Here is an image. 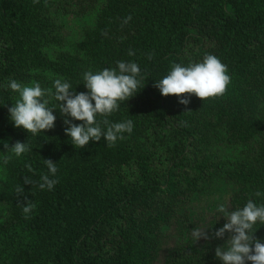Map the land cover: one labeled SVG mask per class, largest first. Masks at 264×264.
Masks as SVG:
<instances>
[{
	"label": "trees",
	"instance_id": "obj_1",
	"mask_svg": "<svg viewBox=\"0 0 264 264\" xmlns=\"http://www.w3.org/2000/svg\"><path fill=\"white\" fill-rule=\"evenodd\" d=\"M70 14L82 32L72 39L64 34ZM206 54L227 66L223 96L192 95L185 107L154 87L175 64ZM117 61L135 62L144 79L107 117L134 125L112 147L103 137L75 147L58 109L54 128L36 135L10 121L20 96L9 81L54 93L61 79L87 92L84 73ZM45 98L58 108L54 96ZM16 141L31 150L16 157L4 148ZM0 153V264H158L170 228L175 240L160 264H222L215 248L228 234L197 241L192 229L211 235L226 223L223 214L217 207L203 222L189 204L224 186L229 211L249 199L264 204V0H0ZM44 159L58 168L51 191L24 183L48 174ZM25 197L35 205L27 218ZM256 229L264 241V226Z\"/></svg>",
	"mask_w": 264,
	"mask_h": 264
},
{
	"label": "clouds",
	"instance_id": "obj_2",
	"mask_svg": "<svg viewBox=\"0 0 264 264\" xmlns=\"http://www.w3.org/2000/svg\"><path fill=\"white\" fill-rule=\"evenodd\" d=\"M33 2L39 3V0ZM130 20L131 16H128L124 19V23L127 24ZM128 54L131 56L134 52L130 50ZM152 58L150 54L148 59ZM227 73V66L219 58L206 54L202 62L190 63L187 66L175 64L166 76L155 82L154 87L159 89L162 96L180 97L179 103L186 107L192 95L202 101L223 96L231 79ZM83 79L88 91L80 93L70 90L71 85L61 79L54 81V93L51 89H42L39 83L25 86L16 80L9 81L6 87L18 92L20 96V99L8 108L10 121L15 128H22L27 133L36 135L54 128L56 116L53 110L58 109L64 116L65 133L75 147L84 148L90 141L98 142L102 137L107 146L112 147L118 139H124L123 133L130 134L134 125L130 119L111 123L107 117L119 109V102L127 101L137 93L144 76L135 62L117 61L116 68H104L95 74L88 71L84 73ZM46 96H54L59 102L58 108H49V99L45 98ZM97 115L103 117L100 122L96 120ZM68 117H71V120ZM72 120L83 123L75 124ZM4 148L10 150L16 157L31 150L27 143L20 141H16L10 148L8 143L4 142ZM10 159L11 157L6 155L3 163L7 165ZM44 163L48 174L42 175L39 182L25 176L24 183L51 191L59 183L56 178L58 168L51 159H44ZM27 167L32 171L30 165ZM15 191L19 196L23 194L24 189L22 186H17ZM254 195L261 196V193L257 191ZM21 204L27 218L35 205L26 197ZM218 211L223 214L226 223L211 235L208 229L193 228V237L197 241L223 240L227 233L225 243L215 248L217 260L222 264H264V241L255 236L257 229L254 230L258 222L264 226V204L258 206L249 199L242 208L229 211L220 204Z\"/></svg>",
	"mask_w": 264,
	"mask_h": 264
},
{
	"label": "rangeland",
	"instance_id": "obj_3",
	"mask_svg": "<svg viewBox=\"0 0 264 264\" xmlns=\"http://www.w3.org/2000/svg\"><path fill=\"white\" fill-rule=\"evenodd\" d=\"M65 27H64V34L67 38H76L82 34L81 32V25L76 22L75 17L73 14H70L67 16L65 20ZM1 161V153H0V185L4 183L5 180V172L4 168L2 166ZM228 187V186H227ZM229 189V190H228ZM226 190V186L222 187L221 189H214L210 192L206 193L204 196L201 197L200 201H194V203L189 204V208L194 210L196 217H198L201 221H205L206 218H208L210 215L213 214L215 209L223 203H228L230 191L231 189L228 188ZM218 203V204H217ZM201 230H204V228H201ZM175 234L176 231L174 228H170L167 231V240L164 243L163 250L158 257L157 263H162L164 259V254L166 252V249L170 247L175 240Z\"/></svg>",
	"mask_w": 264,
	"mask_h": 264
}]
</instances>
